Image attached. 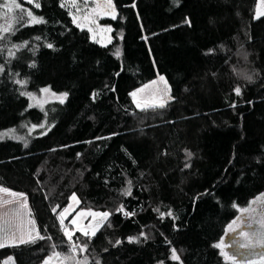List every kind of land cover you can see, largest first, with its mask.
Instances as JSON below:
<instances>
[{
    "label": "trees",
    "instance_id": "16d2710c",
    "mask_svg": "<svg viewBox=\"0 0 264 264\" xmlns=\"http://www.w3.org/2000/svg\"><path fill=\"white\" fill-rule=\"evenodd\" d=\"M16 3L44 22H18L13 0H0V134L8 133L0 138V186L27 196L35 228L51 239L4 246L0 264H43L50 244L68 252L58 213L73 193L79 209L111 213L94 237L73 236L87 244L90 264H232L213 245L238 209L264 193L258 0H113L116 19L101 23L113 29L108 46L91 41L62 0ZM136 16L168 77L163 108L140 111L131 97L153 74L147 52L130 42ZM46 87L67 93L64 102L37 105L21 95ZM121 205L134 215L116 211Z\"/></svg>",
    "mask_w": 264,
    "mask_h": 264
},
{
    "label": "rangeland",
    "instance_id": "374dc122",
    "mask_svg": "<svg viewBox=\"0 0 264 264\" xmlns=\"http://www.w3.org/2000/svg\"><path fill=\"white\" fill-rule=\"evenodd\" d=\"M23 1L26 2V0H23ZM40 2L41 0H33V3L31 5L34 6L35 3L40 4ZM62 3L64 4L65 8L68 10L72 20H73V16L76 17L77 22L74 24L76 25L79 24L80 29H84L87 31L89 27L93 29L92 32L88 31L90 34L91 41L101 46H108L112 43L113 29L111 27H107L101 24L102 21L105 19H112L110 15H106L103 12V6L106 4V0H75V4H73L72 0H62ZM97 4L101 5L102 7L97 8ZM116 16H117V10H116ZM262 16H264V0H258L256 18H260ZM93 20L95 21V23H91V21ZM106 28H110L111 31H104L103 29H106ZM151 38H152V33L149 30L147 23L140 16H136L130 42L132 45L136 46V49H135L136 52H144V51L147 52L150 58L152 67H153V74L150 78H147L144 81L132 87L133 89L131 93L136 92L137 95L135 99L133 98L132 95L131 97H132V100L136 108L140 111L157 109L160 107H147V108L141 109L137 107V103H136L137 100H139L142 104L145 102L152 103L154 101L159 102L162 100L165 102V106L169 102H171V92H170V87L168 84V77L165 73L160 71L157 66L156 55L154 54L151 48V45H150ZM186 59L192 62V60L188 58ZM200 76L201 75L199 72H194L193 80L197 81ZM160 77H164V80H161ZM153 81H155V83H153ZM204 83H206V78L204 79ZM140 89H143V91H138ZM56 96H53L52 93H49V92L41 93L36 96L35 102L37 105H44L50 102L58 101ZM0 196H3L4 199H11V197H8L6 194L0 193ZM16 203H19V201H17ZM79 204H80L79 199H78V202L71 201L70 199L69 204L67 206L68 213L65 214V220H64V227L72 231L74 235L77 233L82 234L81 231L77 230L78 227L81 229L87 230L89 231V233H91L92 231L91 226H94L96 224V220L93 219L90 215H88L89 212H105V211H98L94 209H79ZM14 206L15 204L14 205H0V215H3L4 213H8L9 215L7 218L12 219L10 209ZM243 209H248V211L239 212L238 217H240V220H238L237 225L234 226L236 227V232H231L228 230V228L226 230L223 240L225 241V244L232 245V246L225 248V251L229 255L236 256L237 264H243L245 257H247L251 261V264H262L261 259L259 258L258 255H250L247 252V250L238 249L233 244V241L239 240L240 242H245V238L242 236H239L240 231L248 232L249 235H251L252 232L258 231L259 228L261 227L262 221H264V193L260 194L258 197L253 199ZM81 213H83V215H81ZM110 217L96 231V234L108 223V221L110 220ZM29 220H31L30 216L25 218V222ZM73 221H75V223H73ZM14 222L17 224V226L20 225L19 220H15ZM249 224L252 225L251 228L248 227ZM19 234L20 233L18 232L17 236H19ZM25 234L28 239L36 237V232L33 231V226L30 223H26ZM15 244H21V243L17 241ZM8 245H14V244L9 243V244H6L5 246H8ZM50 245L53 246V244H50ZM78 245H83V243H80ZM54 252H60V251L58 249L51 248L49 252V255H50L49 257H52V259L49 261V264H75V261L73 260H68V261L63 260V257L68 256V255H75L76 260H83L86 257L88 264L92 262V258H90L88 251L80 252L79 248H77V252L75 254L70 253L69 248H68V252H64V253L60 252L62 253V256L60 258L53 256ZM240 253H244V255H240ZM256 253L257 254L264 253V248L257 247ZM224 259L227 262H230L233 264L231 260H227L225 257ZM5 262H7V264H15L13 259L7 260Z\"/></svg>",
    "mask_w": 264,
    "mask_h": 264
},
{
    "label": "snow or ice",
    "instance_id": "6c2138e0",
    "mask_svg": "<svg viewBox=\"0 0 264 264\" xmlns=\"http://www.w3.org/2000/svg\"><path fill=\"white\" fill-rule=\"evenodd\" d=\"M72 2H73V4H75V0H72ZM26 3L32 4L33 0H26ZM13 6L16 9H20V14L18 16V22L23 21L25 18V15L29 18V20H28L29 24H38V23L44 22L42 17H40V18L36 17L31 10L21 8V5L19 3H16V0H13ZM34 6H35V8H39L40 4L35 3ZM61 7H64L63 3L61 4ZM101 7H102L101 5L97 4V8H101ZM94 11H95V9H94ZM103 12L106 15H110L112 19H116V8L113 4V0H106V4L103 6ZM258 15H259V13H258ZM76 22H77L76 17L73 16V23H76ZM186 22L190 23L189 21H186ZM91 23H95V21L93 20V21H91ZM77 26L80 27L79 24H77ZM10 28H11V25H9V27L3 28L2 31L5 33H8ZM103 30L104 31H111L110 28H106ZM88 31L92 32L93 29L91 27H89ZM3 38L4 37L0 36V39H3ZM37 39H39V37H37ZM47 47L53 48V45L49 43V44H47ZM10 55H14V54L10 53ZM116 55L119 56V49H117ZM32 66L34 67L35 65L33 64ZM2 71H3V67L0 66V72H2ZM160 79L164 80V77H160ZM16 83L23 85L26 83V81L17 80ZM153 83H155V81H153ZM165 83H166V81H165ZM41 91L44 93H48V92H50V89L46 87V88L41 89ZM138 91H143V89H140ZM235 92L237 95H239L241 92L240 88L237 87L235 89ZM21 95H27L30 99H36V97L32 93H21ZM52 95L56 96L55 93H52ZM131 95L135 99L137 93L133 92V93H131ZM66 96H67V93H63V94H60L59 96H56V98L58 100H60L61 103H63ZM136 103H137V107H139L141 109L147 108V107H160V108L165 107V102L162 100L159 102L154 101L152 103L145 102L143 104L139 100H137ZM31 106L32 105H30V107ZM37 127H43V125H33L32 126L33 129H35ZM14 131L15 130H10V132H14ZM4 135H8V133L0 134V138H2ZM17 139H23V138L17 137ZM25 146H27V145H25ZM189 155H190V153H189ZM129 183H131V182H129ZM0 193L6 194L8 197H11V199H4L3 196H0V205H14L15 204V206L10 209L12 219L7 218L9 215L8 213H4L3 215H0V248L4 247L6 244H9V243L15 244L17 241L19 243L31 242L25 234L26 223H30L33 226V231L36 232V238L51 239V237H44V236L39 235V230L35 228V220L34 219L25 222V218L28 216H31V210L29 209V206H28L27 196L24 193L12 191V190H10L6 187H3V186H0ZM125 195H131V188H128L125 191ZM70 199H71V201H77L78 202V198H77L75 193L72 194ZM17 201H19V203H16ZM58 207H59V205L53 207V209H52L53 213L57 212ZM69 207H70V205H69ZM233 207H237V205L234 204ZM238 210L241 212H247L248 211V209H243V208L238 209ZM116 211L123 212L127 216L134 215V213L125 211L123 205H121L118 209H116ZM66 213H68V207H65L63 209V211L58 213V220H59V223L62 227L63 235L69 242V252L72 254H75L77 252V248H79L80 252H86L87 247H88L87 244L78 245L77 243H75L73 241L74 233L72 231L68 230L66 227H64V220H65V214ZM81 215H83V213H81ZM88 215H90L93 219L96 220V224L94 226H91L92 227L91 233H89V231L81 229L79 227L77 228V230L81 231L82 235H84L85 237H89V236L94 237L96 235V231L104 224L105 221L108 220L111 213L106 212V211L105 212H89ZM168 215L171 216L172 213L169 212ZM15 220L20 221L19 226H17V224L14 222ZM238 220H240V217H237L236 220H233L232 223L228 225L229 231L236 232V227H234V226L237 225ZM73 223H75V221H73ZM248 227L251 228L252 225L249 224ZM18 232L20 233L19 236H17ZM140 235L144 236V233L142 232ZM239 236L244 237L245 242H240L239 240H234L233 244L238 249L247 250V252L250 255H258L259 258L261 259L262 264H264V253H259V254L256 253L257 247L264 248V221H262V225L258 231L252 232L251 235H249L248 232L240 231ZM146 238L147 237L145 236V239ZM128 241H129V243L139 242V238L138 237H128ZM116 243L118 244V243H120V241H117ZM231 246L232 245L225 244V241L223 240V238H221L218 243L213 245V247L220 250V254L222 256H224L227 260H231L233 262V264H237L236 256L229 255L225 251V248L231 247ZM53 248H55V245H53ZM240 255H244V253H240ZM53 256L60 258L62 256V253L54 252ZM51 259H52V257H49L47 260H45L44 264H49V261ZM171 259L174 261L180 260V257L177 254V250L175 248L171 249ZM9 260H11V257L9 258ZM63 260L64 261L73 260V261H75V264H88L86 257L83 260H76L75 255L64 256ZM5 264H7V262H5ZM96 264H100V262L97 261ZM160 264H164V262L161 261ZM243 264H251V261L247 257H245Z\"/></svg>",
    "mask_w": 264,
    "mask_h": 264
}]
</instances>
